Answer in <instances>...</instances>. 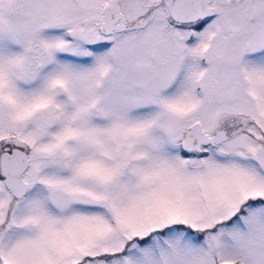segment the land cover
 I'll return each instance as SVG.
<instances>
[{
    "label": "snow or ice",
    "instance_id": "snow-or-ice-1",
    "mask_svg": "<svg viewBox=\"0 0 264 264\" xmlns=\"http://www.w3.org/2000/svg\"><path fill=\"white\" fill-rule=\"evenodd\" d=\"M0 264H264V0H0Z\"/></svg>",
    "mask_w": 264,
    "mask_h": 264
}]
</instances>
